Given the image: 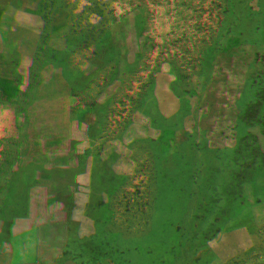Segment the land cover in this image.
Here are the masks:
<instances>
[{"label":"rangeland","instance_id":"1","mask_svg":"<svg viewBox=\"0 0 264 264\" xmlns=\"http://www.w3.org/2000/svg\"><path fill=\"white\" fill-rule=\"evenodd\" d=\"M231 1L222 30L215 9L188 3L164 55L155 40L147 60L136 53L82 93L72 123L43 112L28 47L9 55L31 23L0 1V180L46 163L34 207H0V250L8 233L32 244L16 264H264V18L253 23L258 0ZM0 264L15 263L0 251Z\"/></svg>","mask_w":264,"mask_h":264},{"label":"trees","instance_id":"2","mask_svg":"<svg viewBox=\"0 0 264 264\" xmlns=\"http://www.w3.org/2000/svg\"><path fill=\"white\" fill-rule=\"evenodd\" d=\"M198 1L204 11L209 7L216 10L212 14L209 13L211 16H209V21L216 22L222 30L224 14L227 13V5L224 2L228 0H10L8 4L10 10H13L14 4H20L23 9L25 8L31 25H28L25 37L22 39L25 44H19V47L13 46L9 49V55H16L21 47H28L26 49L29 71L37 89L42 93V102H40L43 104V112L50 114L53 111L55 113L54 108L57 107L56 114H65L68 122L72 123L76 120L78 113L74 107L76 103L78 104V99L83 94L86 97L87 94L94 95L95 92L103 90L109 80L127 69L136 53H141L139 55L142 61L147 60L143 57L148 56L150 45L154 40L160 46L159 56L162 57L167 45L170 44L171 34L176 31L182 16L185 15V6ZM258 1L259 3L254 2L251 7L253 23H258L264 18V0ZM228 4L230 5L228 9L231 10L232 1L229 0ZM173 5L178 8L176 16L171 12L170 6ZM0 10L4 11L1 7ZM51 20L54 21L52 25L49 23ZM154 24L157 25L155 29L151 27ZM228 24L232 27L236 25L231 14ZM35 26L37 30L33 29ZM226 28L228 29L229 26ZM159 36L162 41H159ZM156 57L150 60L151 72ZM147 68L148 66L142 69L145 77L151 73L147 72ZM1 78H3L2 75H0ZM66 90L68 93L72 92V99L67 106L68 93ZM84 97L83 101H85ZM63 139L51 142L50 148L54 146L51 151L60 150L63 144H71L74 140V133ZM46 149V147L43 148V151ZM35 160L36 162L24 160L15 168L29 173L36 171L37 177V174H42L43 171L40 164L44 166L46 163L43 159L42 161L37 158ZM9 171L10 168L5 173ZM47 173H45L46 176ZM45 174L43 176L47 178ZM3 222L1 217L0 223L5 230L6 226ZM4 233L5 231L2 230L0 237ZM73 233H70L68 237L78 239L92 237L78 229H75ZM9 237L8 233L6 236L8 248L0 251L4 252L9 262L20 263V260L22 258L25 260L26 255L29 254V247L32 244L23 243L18 247H10Z\"/></svg>","mask_w":264,"mask_h":264},{"label":"clouds","instance_id":"3","mask_svg":"<svg viewBox=\"0 0 264 264\" xmlns=\"http://www.w3.org/2000/svg\"><path fill=\"white\" fill-rule=\"evenodd\" d=\"M38 200L35 175L22 171L7 181L0 180V207L10 205L16 210L24 211L34 207Z\"/></svg>","mask_w":264,"mask_h":264}]
</instances>
